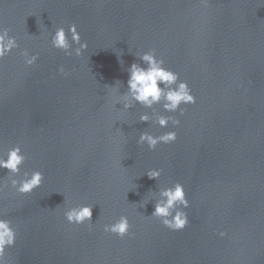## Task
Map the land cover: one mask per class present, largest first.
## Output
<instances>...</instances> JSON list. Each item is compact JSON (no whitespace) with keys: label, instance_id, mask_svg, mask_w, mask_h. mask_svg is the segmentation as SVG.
<instances>
[{"label":"water","instance_id":"water-1","mask_svg":"<svg viewBox=\"0 0 264 264\" xmlns=\"http://www.w3.org/2000/svg\"><path fill=\"white\" fill-rule=\"evenodd\" d=\"M72 23L88 45L80 56L51 45L58 26L71 43ZM0 24L19 45L0 61V149L18 144L21 174L43 173L30 193L7 182L0 192L16 229L9 264H264V0H0ZM24 49L38 54L33 65ZM149 50L195 97L183 115L153 106L178 125L116 103ZM169 130L174 142L136 143ZM175 182L189 201L177 231L150 216L155 192ZM79 204L93 205L91 230L63 215ZM122 214L130 235L103 231Z\"/></svg>","mask_w":264,"mask_h":264},{"label":"clouds","instance_id":"clouds-1","mask_svg":"<svg viewBox=\"0 0 264 264\" xmlns=\"http://www.w3.org/2000/svg\"><path fill=\"white\" fill-rule=\"evenodd\" d=\"M202 4L207 5L208 0H200ZM66 34L64 27L58 26L51 34V45L53 48L60 49L66 56L75 53L80 56L83 49L87 48V42L81 41L80 34L74 23L68 25ZM72 45H78L73 48ZM19 47L16 38L9 35V29L0 24V61L9 54V52ZM136 55V54H135ZM21 56L25 65H33L38 54H29L27 49L21 51ZM138 60H134L126 69L127 80L126 90L117 98L116 103L122 104L123 109L127 110L139 104L144 108L153 109L154 105L159 104L164 111L169 113L179 112L184 114V108L181 105L195 103V97L191 93L188 83L179 78V74L169 68L164 67L163 59L157 58L153 50H149L136 55ZM122 63V61H121ZM58 72L68 75L65 68L61 65ZM121 81H116L114 85L108 86L115 88ZM152 120L160 127H167L169 122L173 126L179 124V119L171 115L159 114L153 109L150 116L147 112H141L139 121L149 122ZM177 133L173 130L163 132L159 135H153L148 131L139 133L137 144H146L149 149H154L158 143L168 144L174 142ZM26 156L21 151V147L13 145L7 151L0 149V169L7 170V181L0 178V192L3 191L6 182L15 189L17 193L27 194L39 187L43 181V173L39 170L23 171L21 174L20 166L25 161ZM17 174L19 178H17ZM161 170L158 168L148 169L146 175L149 179H158ZM156 193L153 211L150 216L160 219V222L167 228L177 231L182 230L189 223L188 214L184 209L189 207V201L186 196L184 185L175 182L171 186L159 188ZM147 202L141 203L144 207ZM92 209L93 205L79 204L67 208L63 215L70 224H84L88 221V227L92 228ZM103 231L113 233L118 237L130 235L129 220L126 215H120L112 223L102 225ZM220 237L226 236L225 231H219ZM16 229L12 226L9 219L5 218L0 212V264H9L6 260V249L15 244Z\"/></svg>","mask_w":264,"mask_h":264}]
</instances>
